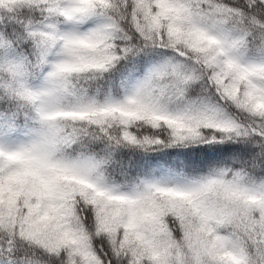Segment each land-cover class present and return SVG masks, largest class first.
<instances>
[{"label":"snow or ice","instance_id":"1","mask_svg":"<svg viewBox=\"0 0 264 264\" xmlns=\"http://www.w3.org/2000/svg\"><path fill=\"white\" fill-rule=\"evenodd\" d=\"M0 264H264V0H0Z\"/></svg>","mask_w":264,"mask_h":264}]
</instances>
